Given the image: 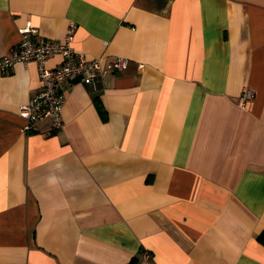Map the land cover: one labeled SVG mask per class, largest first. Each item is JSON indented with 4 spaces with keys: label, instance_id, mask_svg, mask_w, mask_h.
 <instances>
[{
    "label": "crops",
    "instance_id": "obj_1",
    "mask_svg": "<svg viewBox=\"0 0 264 264\" xmlns=\"http://www.w3.org/2000/svg\"><path fill=\"white\" fill-rule=\"evenodd\" d=\"M27 22L129 63L60 130H23L35 61L0 69V264H264V0H0V58Z\"/></svg>",
    "mask_w": 264,
    "mask_h": 264
},
{
    "label": "built area",
    "instance_id": "obj_2",
    "mask_svg": "<svg viewBox=\"0 0 264 264\" xmlns=\"http://www.w3.org/2000/svg\"><path fill=\"white\" fill-rule=\"evenodd\" d=\"M20 39L0 58V69L7 70L14 62L35 61L37 65L40 89L31 99L20 105L19 115L24 119L23 130L34 129L35 124L48 120L52 129L63 128L61 110L65 103L64 87L75 81L85 84L94 83L99 77L109 72L124 70L129 63L125 56L116 55L103 65V57H87L85 53L74 49L76 25H68L63 42L37 38L38 29L30 23L18 28ZM61 56L58 65H47L50 56ZM253 90L245 87L237 97L243 104L253 97Z\"/></svg>",
    "mask_w": 264,
    "mask_h": 264
},
{
    "label": "trees",
    "instance_id": "obj_3",
    "mask_svg": "<svg viewBox=\"0 0 264 264\" xmlns=\"http://www.w3.org/2000/svg\"><path fill=\"white\" fill-rule=\"evenodd\" d=\"M257 239L259 242L264 244V231H262L258 236ZM128 264H137V256H134Z\"/></svg>",
    "mask_w": 264,
    "mask_h": 264
}]
</instances>
